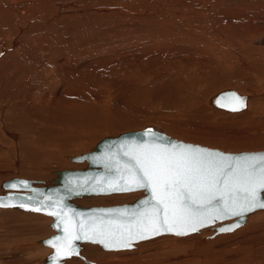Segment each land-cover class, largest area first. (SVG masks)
<instances>
[{
	"label": "rangeland",
	"instance_id": "obj_1",
	"mask_svg": "<svg viewBox=\"0 0 264 264\" xmlns=\"http://www.w3.org/2000/svg\"><path fill=\"white\" fill-rule=\"evenodd\" d=\"M0 2V88L17 91L22 83L34 98L28 105L20 90V108H5L11 118L20 117L0 124V183L21 177L48 184L56 171L85 168L87 162L70 157L105 136L145 127L227 152L264 150V0ZM222 89L248 95L245 110L231 114L212 105ZM143 195L74 200L111 206ZM248 220L213 237L214 230L202 229L208 236L198 246L193 236L202 231L161 235L117 251L86 242L80 253L98 264H264V217L249 230ZM52 221L0 208V264H43L52 248L41 239L55 233ZM66 260L62 264H90Z\"/></svg>",
	"mask_w": 264,
	"mask_h": 264
},
{
	"label": "snow or ice",
	"instance_id": "obj_2",
	"mask_svg": "<svg viewBox=\"0 0 264 264\" xmlns=\"http://www.w3.org/2000/svg\"><path fill=\"white\" fill-rule=\"evenodd\" d=\"M229 95L233 101L228 106L231 111L246 106L245 98ZM146 135L151 137L147 142L128 146L124 162L116 159L113 163V157H108L105 168L110 176L99 177L88 188L97 193L144 189L149 195L142 208L131 212L108 210L84 219L79 213L69 215L62 206L63 198L51 205L41 201L44 208H52L48 214L56 217L54 226L63 233L47 241L55 249L56 264L79 255L76 241L98 243L109 250L129 249L135 242L163 233L184 236L216 221L264 209V153L232 156L191 145L168 144L152 130ZM21 183L27 187L26 181ZM0 206L12 205L0 202ZM19 206L25 207L23 203ZM238 227L236 223L222 226L219 231L230 232Z\"/></svg>",
	"mask_w": 264,
	"mask_h": 264
},
{
	"label": "water",
	"instance_id": "obj_3",
	"mask_svg": "<svg viewBox=\"0 0 264 264\" xmlns=\"http://www.w3.org/2000/svg\"><path fill=\"white\" fill-rule=\"evenodd\" d=\"M235 93L243 98H245V104H246V95L238 93L234 89H225L221 90L218 93H216L211 98V103L215 107L222 108L229 110V107L233 101L229 94ZM221 104L226 105L225 107H221ZM246 107V106H245ZM244 107V108H245ZM242 108V109H244ZM241 109V110H242ZM148 130H152L153 132L157 133V135L166 138L165 143L168 144H185V145H191L198 148H204L211 151H218L227 155L232 156H240L244 154H259L264 153V150L259 151H240V152H226L224 150L218 149V148H211L208 146L200 145L197 143L192 142H186L183 140L176 139L174 137H171L164 133L161 130H158L154 127H145L138 130H131L126 131L123 133H120L115 136H105L102 138L90 151L84 152L78 155H74L70 157L71 161H77V162H87V166L82 169H72V170H60L57 171V176L48 184L42 185V186H35L33 185V181L21 178V177H14L10 180H5L2 182L1 186L4 188L3 192L0 193V202L4 204H11L12 206H7L9 208H17L20 210H26V211H32V212H38L42 214L49 215L48 212L52 210L51 207L44 208L41 201L46 204H53L56 201H59L61 198L62 200V206L65 211L69 212V215L72 213H79L82 215V218L87 219L93 215H99L102 212H107L108 210H125L127 209L129 212L135 209H139L143 207V200L148 198V193L144 189H137L143 190L144 195L137 198L133 202L123 203V204H116L111 206H100V205H94V206H82L78 203L73 202L72 200L78 197H84V196H90V195H104V194H111V193H122V192H111V193H97L94 191H89L88 188L95 182L96 179L99 177H108L110 176V172L108 169L105 168V162L108 157H113L112 162L114 163L116 159H119L121 162H124L127 158L123 156L124 151L127 150L128 146L131 145L133 142H147L151 139L149 135H146ZM27 182V187H24L21 182ZM10 184H17L18 186L16 188H10ZM129 192V191H128ZM264 195V194H262ZM28 197H32V200H28ZM11 198V199H9ZM23 203L25 207H20L19 205ZM5 207V206H0ZM34 208H41V211H34ZM70 210V211H69ZM256 210H264V209H256ZM255 210V211H256ZM252 213V212H250ZM246 214L243 217H230L228 219L222 220V221H216L213 225L206 226L203 228H208L214 230L211 237L219 234L224 233L220 232L219 228L222 226H230L234 225L236 223H239L240 226L245 222L247 216L250 214ZM51 216V215H49ZM53 217V221L50 223L51 227L55 230V233L49 235L48 237H45L41 239V243L45 246L51 247L52 251L48 253V255L45 258V261L43 264H56L54 257H55V249L50 246L47 241L51 240L53 237L57 235H62L60 229L56 228L54 225L57 223L56 217ZM76 217H74L75 219ZM202 229V228H201ZM236 229V228H235ZM194 233V232H192ZM172 233H163L161 235H166ZM157 235V236H161ZM153 236L149 239H152ZM148 240V239H145ZM144 241V240H140ZM84 242H90V241H76V245L79 248H81V244ZM139 242V241H138ZM92 243V242H90ZM137 243V242H135ZM98 244V243H97ZM100 245L103 249H106L103 247V245ZM130 249V248H129ZM109 250V249H106ZM77 257H81L84 260H86L90 264H98L94 261H89L83 257V255L80 254ZM64 260V259H63Z\"/></svg>",
	"mask_w": 264,
	"mask_h": 264
},
{
	"label": "bare ground",
	"instance_id": "obj_4",
	"mask_svg": "<svg viewBox=\"0 0 264 264\" xmlns=\"http://www.w3.org/2000/svg\"><path fill=\"white\" fill-rule=\"evenodd\" d=\"M1 3V2H0ZM148 6V5H147ZM1 8H2V6H1ZM3 9V8H2ZM1 10V9H0ZM146 11V10H145ZM3 12V11H2ZM2 12H0L1 14L0 15H3L2 14ZM133 15V14H132ZM139 16H140V14H139ZM142 16V15H141ZM12 19V18H11ZM4 21V19L2 18L1 19V21ZM14 22V21H13ZM211 22V21H210ZM188 24V23H187ZM5 25V24H4ZM38 25V24H37ZM18 26V25H17ZM209 26V25H208ZM213 26V25H212ZM22 27V26H21ZM250 27V26H249ZM6 30V29H5ZM8 32V31H7ZM28 32V31H27ZM260 33V32H259ZM3 34V33H2ZM5 34V33H4ZM7 34V33H6ZM143 35V34H142ZM192 35V34H191ZM208 35V34H207ZM7 36V35H6ZM181 36V35H180ZM183 36H185V35H183ZM209 36V35H208ZM5 37V36H4ZM190 37V36H189ZM120 38H121V36H120ZM119 38V39H120ZM193 38V37H192ZM210 39V38H209ZM222 39V38H221ZM188 41V40H187ZM244 41V40H243ZM51 42V41H50ZM206 42V41H205ZM247 42V41H246ZM16 43V42H15ZM161 43V42H160ZM209 43V42H208ZM233 43V42H232ZM235 43V42H234ZM38 44V43H37ZM205 44V43H204ZM207 46V45H206ZM5 47V46H4ZM6 47H9V45L8 46H6ZM33 47V46H32ZM35 47V46H34ZM202 47V46H201ZM17 48V47H16ZM253 48V47H252ZM212 50V49H211ZM243 52V51H242ZM15 53V52H14ZM84 53V52H83ZM252 53V52H251ZM254 53V52H253ZM10 54V53H9ZM63 54H64V52H63ZM19 55V54H18ZM5 56V55H4ZM3 56V57H4ZM6 56H7V54H6ZM14 56V55H13ZM240 56V55H239ZM249 57V56H248ZM255 57V56H254ZM1 58V57H0ZM5 58V57H4ZM67 58V57H66ZM163 59V58H162ZM192 62V61H191ZM241 62H243V61H241ZM24 63V62H23ZM54 63V62H53ZM62 63H64V62H62ZM222 63V62H221ZM244 63V62H243ZM30 64V63H29ZM35 64V63H34ZM249 64V63H248ZM58 65V64H57ZM168 65V64H167ZM173 66V65H172ZM12 67V66H11ZM27 67V66H26ZM30 67V66H29ZM22 68V67H21ZM31 69H32V67H31ZM33 69H35V68H33ZM175 69V68H174ZM30 70V69H29ZM35 71V70H34ZM39 71V70H38ZM152 71V70H151ZM142 72V71H141ZM4 73V72H3ZM28 73H29V71H28ZM31 73V72H30ZM35 73V72H34ZM9 74V73H8ZM20 75V74H19ZM149 75H151V74H149ZM3 76V75H2ZM30 76V75H29ZM15 77V76H14ZM14 77H13V79H14ZM17 77V76H16ZM24 77V76H23ZM36 77V76H35ZM184 77V76H183ZM40 78V77H39ZM143 78V77H142ZM1 79V78H0ZM9 79V78H8ZM22 79V78H21ZM48 79V78H47ZM52 79V78H51ZM81 79V78H80ZM150 79V78H149ZM15 81H16V79H14ZM13 80V81H14ZM30 80V79H29ZM39 80V79H38ZM141 80H143V79H141ZM157 80V79H156ZM42 80H40V82H41ZM69 81V80H68ZM146 81V80H145ZM12 82V81H11ZM19 82V81H18ZM24 82V81H23ZM79 82V81H78ZM199 82V81H198ZM51 83V82H50ZM80 83V82H79ZM12 84H13V82H12ZM22 84V83H21ZM20 84V85H21ZM29 84H30V86H31V83H28L27 85L29 86ZM16 85H17V83H16ZM19 85V89H17V91L14 89V91H12V90H10V91H7V89H10V88H6L5 87V89L3 88V89H1L0 88V124H1V122H4L6 119H8V120H10V118H11V113H10V111H12V110H10L9 111V109H12L13 107H14V109H16V108H18L19 106V104L21 103V100H19V96H21V95H24V96H26V99H25V103H27L28 105L30 104V105H32V103H33V101H34V98L32 99V98H30L31 96H30V94H27V93H30V92H28L27 90L25 91H23V89H26V87L27 86H25L24 85V87L25 88H23L22 87V85L20 86ZM41 85H43V84H41ZM91 85V84H90ZM211 85V84H210ZM11 86V85H10ZM15 86V85H14ZM13 86V87H14ZM195 86V85H194ZM209 86V85H208ZM220 87H221V85H219ZM189 87V86H188ZM21 88V89H20ZM38 88V87H37ZM216 88V87H215ZM218 88V87H217ZM13 89V88H12ZM28 89H30L31 90V87H28ZM76 89V88H75ZM83 89V88H82ZM6 90V92H4ZM22 92H21V91ZM38 90V89H37ZM72 90V89H71ZM140 90V89H139ZM217 91H218V89H216ZM223 90V89H222ZM19 91L21 92V93H23V94H21V95H19L20 93H19ZM183 91V90H182ZM77 92V91H76ZM238 92V91H237ZM13 93H15L14 95L15 96H13ZM48 93V92H47ZM200 93V92H199ZM209 93V92H208ZM239 93V92H238ZM201 94H203V93H201ZM200 94V95H201ZM210 94V93H209ZM241 94V93H240ZM80 95V94H79ZM78 95V96H79ZM244 95H246V94H244ZM34 96V95H33ZM187 96V95H186ZM207 96H209V95H207ZM210 97V96H209ZM13 98H15V100H14V104H12V105H10V107L8 106V102H9V100H13ZM51 98V96L49 97V99ZM183 98V97H182ZM21 99V98H20ZM189 99V98H188ZM207 99H209V98H207ZM211 99V98H210ZM24 100V99H23ZM35 100H37V99H35ZM20 101V102H19ZM56 101V100H55ZM196 101H198V99L196 100ZM200 101H202V100H199V102ZM250 101V98L248 97V95H246V106H247V104H248V102ZM22 102H24V101H22ZM49 102V101H48ZM13 103V102H12ZM54 103V102H53ZM22 104V103H21ZM21 104H20V106H21ZM26 104V105H27ZM202 104V103H201ZM49 105V104H48ZM18 106V107H17ZM38 106H39V104H38ZM38 106H37V104L35 103V104H33V108L36 110V108H38ZM51 108H52V106L51 105H49ZM48 106V107H49ZM191 106V105H190ZM201 106V105H200ZM9 108L8 109V111H5V108ZM12 107V108H11ZM24 107V106H23ZM26 107V106H25ZM36 107V108H35ZM40 107V106H39ZM82 107V106H81ZM189 107V106H188ZM20 108V107H19ZM18 108V109H19ZM26 108H30V106L29 107H26ZM25 108V109H26ZM191 108V107H190ZM211 108H213V107H211ZM215 108V107H214ZM32 109V108H31ZM222 109V108H221ZM17 110V109H16ZM16 110H14V111H16ZM21 110H22V112H23V108L21 107ZM20 110V111H21ZM33 110V109H32ZM35 110H33L32 112L33 113H35L36 114V112H35ZM40 110V109H39ZM52 110V109H51ZM226 109H223V111H225ZM245 110V108L244 109H242V110H239V111H229V110H226L227 112H229V113H240V112H242V111H244ZM19 110L17 111V113L18 112H20ZM25 111V110H24ZM37 111V110H36ZM188 111V110H187ZM28 112H29V110H28ZM40 112V111H39ZM13 113V112H12ZM26 113V112H25ZM190 113V112H189ZM14 114H16L15 112H14ZM41 114V113H40ZM21 115V114H20ZM13 117H15V116H12V118L11 119H13ZM20 116L19 115H17V119L16 118H14V119H16V120H18V118H19ZM23 117V116H22ZM13 119V120H14ZM22 120H23V118H22ZM49 120V119H48ZM11 121V120H10ZM24 122V121H23ZM12 124V123H11ZM10 125V124H9ZM3 126V125H2ZM13 126V125H12ZM12 126H11V128H12ZM27 126V125H26ZM7 127V126H6ZM15 127V126H14ZM113 128H114V126H113ZM5 129V128H4ZM20 129V128H19ZM1 131H2V129H0ZM18 130V129H17ZM22 130V129H21ZM6 131V130H5ZM31 131V130H30ZM11 135V134H10ZM168 135V134H167ZM12 136H14V135H12ZM170 136V135H169ZM4 137H6V136H4ZM16 137V136H15ZM171 137H173V136H171ZM174 138H176V137H174ZM5 139V138H4ZM176 139H178V138H176ZM192 139V138H191ZM6 140V139H5ZM4 140V141H5ZM180 140V139H179ZM0 141H2V140H0ZM184 141V140H183ZM186 142H189V141H186ZM4 143V142H3ZM192 143H194V142H192ZM7 144H8V142H7ZM197 144H199V143H197ZM3 145V144H2ZM201 145V144H200ZM7 146V145H6ZM204 146H207V145H204ZM4 147V146H3ZM209 147V146H208ZM2 148V147H1ZM212 148V147H211ZM4 149V148H3ZM219 149V148H218ZM222 150V149H221ZM257 151H259V150H257ZM227 152V151H226ZM71 160V159H70ZM74 162H77V161H74ZM83 162H86V161H83ZM1 169V168H0ZM56 174H57V171H56ZM2 178V176L0 175V179ZM27 179V178H26ZM29 180H31V179H29ZM33 185H35V186H42V181L41 180H34V178H33ZM48 182V181H47ZM2 183V182H1ZM0 183V184H1ZM45 184V183H44ZM0 189H1V187H0ZM138 191H143V190H138ZM129 192H136V191H129ZM0 193H2V191H0ZM122 193H127V192H122ZM111 194H115V193H111ZM104 195H107V194H104ZM110 195V194H109ZM91 196V195H90ZM83 198V197H82ZM76 199V198H75ZM80 199V198H79ZM85 199H87V198H85ZM85 199H83L82 201L83 202H85L84 200ZM74 200V199H73ZM72 200V201H73ZM89 201V200H88ZM74 202H75V200H74ZM78 202V201H77ZM77 202H75V203H77ZM80 202V201H79ZM93 202V201H92ZM89 203V202H88ZM79 204V203H78ZM84 205H86V204H84ZM104 206V205H103ZM0 208H9V207H0ZM23 211H26V210H23ZM257 211H261V210H256V211H253L252 212V214L250 213L247 217L248 218H246V220L247 219H249L248 220V224H247V227H246V229H250V228H252V226L253 225H255V224H257V223H260V221H261V219L264 217V210H263V212L261 211V212H257ZM32 212V211H31ZM246 220H245V222H246ZM244 222V223H245ZM244 223L242 224L243 226H244ZM10 225V224H9ZM241 225V226H242ZM240 226V227H241ZM202 229H205V228H202ZM202 229H200L199 231H202L200 234H197L196 236H193L194 237V239H195V241H194V243L198 246V245H200L201 244V242H203L204 241V237H206V235H207V231L206 230H202ZM237 230L239 229V227L238 228H236ZM236 229H234V230H236ZM233 230V231H234ZM254 230V229H253ZM198 231V232H199ZM20 232V231H19ZM230 232H232V231H230ZM194 233H197V232H194ZM213 233V232H212ZM224 233H227V232H224ZM223 233V234H224ZM189 234H193V233H189ZM188 234V235H189ZM221 233H219V235H220ZM166 235H171V234H166ZM185 236V235H184ZM208 236V235H207ZM217 236V235H216ZM158 237V236H157ZM155 238V237H154ZM241 238V237H240ZM153 239V238H152ZM145 241V240H144ZM139 242H141V241H139ZM139 242H137V243H135L134 244V246L136 245V244H138ZM84 243H86V242H84ZM206 243V242H205ZM205 243H204V245H205ZM95 244H97V243H95ZM146 244V243H145ZM82 245H84L83 243L81 244V246ZM235 245V244H234ZM234 245H233V247H234ZM21 246V245H20ZM134 246L132 247V248H130V249H133L134 248ZM173 247V246H172ZM185 247V246H184ZM183 247V248H184ZM232 247V248H233ZM51 248V247H50ZM81 249L82 248H80V251H81ZM186 249V248H185ZM106 250V249H105ZM121 250H126V249H121ZM178 250V249H177ZM79 251V252H80ZM83 251V250H82ZM110 251V250H109ZM112 251H117V250H112ZM23 252V251H22ZM185 253V252H184ZM81 254V253H80ZM82 255V254H81ZM193 255V254H192ZM191 255V256H192ZM72 257H77V256H72ZM84 257V256H83ZM85 259H87L86 257H84ZM68 259V258H67ZM73 259H75V258H73ZM83 259V258H82ZM84 260V259H83ZM88 260V259H87ZM64 262H66V261H68V260H66V259H64L63 260ZM63 261H62V263H63ZM85 262H87L86 260H84ZM90 261V260H89ZM68 263V262H67ZM70 263H73V261H70L69 262V264ZM88 263V262H87ZM196 264V263H195Z\"/></svg>",
	"mask_w": 264,
	"mask_h": 264
}]
</instances>
